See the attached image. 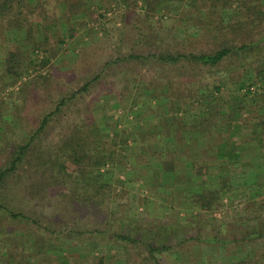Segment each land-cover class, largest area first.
<instances>
[{"label":"rangeland","instance_id":"1","mask_svg":"<svg viewBox=\"0 0 264 264\" xmlns=\"http://www.w3.org/2000/svg\"><path fill=\"white\" fill-rule=\"evenodd\" d=\"M24 1L30 5L24 13L32 12L27 25L0 27V168L34 133L42 115L61 98L65 104L31 144L30 164L0 184V203L27 217L13 218L0 209V264H99L100 258L102 264H156L142 243L119 245L114 233L153 245L176 244L157 255V264H235L252 255L258 243L207 239L241 237L264 223V176L235 177L232 189L215 201L219 206L206 211L185 183L189 174L194 191L217 188L213 170L229 165L231 157L220 156L228 148L223 138L228 133L218 134L215 123H227L217 120L215 105L208 114L202 101L208 93L230 101L240 78L254 81L255 66L264 58L244 67L229 58L214 68L158 61L153 55L206 49L195 45L219 41L198 38L209 29L197 25L204 20L201 11L190 19L198 28L184 30L190 24L180 21V13L184 5L186 14L195 10L194 0H66L64 6L58 0ZM70 3L78 7L71 9ZM239 7L235 1L224 10V22L230 16L236 20ZM31 25L34 40L42 44L34 53L24 41L31 31L25 26ZM254 32V39L264 35V21ZM10 51L19 53L17 75L6 70ZM258 52L264 55V45L254 55ZM246 56L250 60L253 54ZM241 111L244 124L248 115ZM73 151L86 155L88 164L76 163ZM252 156L246 149L235 161L250 165ZM166 161L174 165L171 173L162 167ZM251 186L260 195L250 198ZM39 233L61 236L66 259L54 249L28 246Z\"/></svg>","mask_w":264,"mask_h":264},{"label":"trees","instance_id":"2","mask_svg":"<svg viewBox=\"0 0 264 264\" xmlns=\"http://www.w3.org/2000/svg\"><path fill=\"white\" fill-rule=\"evenodd\" d=\"M60 4L64 6L66 0H58ZM198 7H194L195 10L186 14V5H184L183 12L180 13V21L188 20L189 26H186L184 30H188L189 28L195 27L191 22L193 17H198L199 11H201V15L204 17V20L199 19L198 24L207 25L209 29L204 31L203 33L198 32L197 36L199 39L206 40L199 35L206 36L207 39L212 37L214 39H218L217 43H201L204 45L196 44L195 47L204 46L206 49H191L190 51H177V52H162L158 55H153L156 57L158 61L163 63H179V62H186L189 64H196L201 65L203 67L214 68L221 66L225 61L229 58H236L238 59L239 66H243L244 64H254L264 58V55L261 53H257L254 55L256 48L259 46L264 45V35L259 37L258 39H254L255 36V27L262 21H264V1L263 0H194ZM237 1L239 3V9L236 12V20L234 17H228V21L224 22V18L222 16L224 10H227L232 7V5ZM259 1H261L259 3ZM188 2V6L190 5ZM70 5L69 8H77L78 5L76 3L68 4ZM30 5L26 4L24 0H0V27H9V28H16L22 29L28 19L27 16L31 15L32 12L27 11L24 13L23 9L28 8ZM180 8V6H178ZM66 8V6H65ZM193 9V8H192ZM78 10V9H77ZM68 13V11H67ZM29 14V15H28ZM218 16L216 18L215 16ZM231 19V20H229ZM197 21V20H196ZM195 23V22H194ZM27 25V24H26ZM30 32H26L25 40L27 41L25 45L32 44L31 53L40 51V47L42 44L37 43L35 41V37H33L34 32H32L33 28L25 26ZM198 28V27H195ZM259 32V31H258ZM257 32V33H258ZM194 35V34H193ZM46 41V38L43 39ZM190 41V40H189ZM208 41V40H207ZM62 42L61 40L59 41ZM192 45V44H191ZM190 45V46H191ZM17 50V49H16ZM9 56L6 59L5 63L7 64V72L18 74L16 70L13 68L18 66L19 64V53L16 51L8 52ZM246 54H253V56L247 59L248 56ZM135 58L139 57L137 55L133 56ZM33 60L29 59L27 64H32ZM25 69V68H24ZM23 69V70H24ZM255 79L254 81H250L248 77L240 78L241 82L238 84L236 88H234L235 92L231 93L232 95L230 101H223L217 100L216 97H209V93L207 94V99L202 101L201 106L207 107L208 114L209 108L211 105L216 106V115H218V119L223 118L226 125L221 126L220 122L215 123V129H217V133L221 134L223 130L228 135L223 136L225 140H227L228 148L222 153L221 158H230L231 165H228L229 170V177L227 176H214L217 177V180L214 182V185L217 184V188L213 190H204L202 191H194L193 190V181L191 180V175L186 176V186L191 192L192 200L199 203L202 210H213L215 206H219V204H215V201H221L222 197L226 195L227 191L232 189L233 180L235 177L239 176V178H244L242 180L246 181L249 177L250 180H257L260 176H264V64L255 66ZM21 70V69H20ZM245 72V70H243ZM240 75V74H239ZM253 88V89H251ZM82 89H85L83 87ZM216 91H220V86L215 87ZM233 96V97H232ZM220 102V103H219ZM65 104V100L63 98L59 99L56 103L53 110L45 113L40 117L38 127L35 129L34 133L28 138V140L18 145L14 152L12 153L11 157L8 159L7 165L5 167L0 168V184H2L6 178L14 174V172L21 166V165H28L30 164L31 160L28 159L27 154L30 150L31 144L34 142L35 138L43 131L51 119L53 115H55L62 105ZM223 105L226 108L222 107ZM213 108V107H212ZM211 108V110H212ZM226 109V110H225ZM244 109V112L248 117H246L244 124L240 121L239 115L241 114V110ZM212 116V115H211ZM225 118V119H224ZM240 122V124H239ZM234 123H238L234 125ZM227 127V128H226ZM242 127H245V135L246 137L243 138V135L240 134V131H243ZM186 128V127H185ZM198 128V126H196ZM187 129V128H186ZM187 133L186 130H183ZM189 140L187 139L186 142ZM253 150V156L249 160L250 165H245L241 167L238 164L237 156L243 150L246 149ZM72 154L76 163L82 160L84 164H88V157L84 154H77L76 151H73ZM219 156V157H220ZM233 156V157H232ZM237 158V159H235ZM57 160V158H55ZM85 159L87 162H85ZM39 160H43L40 159ZM54 160V159H51ZM57 161H53L56 163ZM99 162V161H98ZM33 164V163H32ZM61 164V163H60ZM59 167L61 168V165ZM98 165H103L101 162ZM30 166V165H29ZM28 166V167H29ZM173 163L172 161H166L162 164L163 169L168 172L173 171ZM206 167V166H205ZM199 173L202 175V181L205 180V172L206 168ZM241 167V168H240ZM246 167V168H244ZM240 168V170H238ZM237 173V174H236ZM209 174V173H208ZM206 174V175H208ZM252 175V176H251ZM226 177V178H225ZM236 179V178H235ZM178 182V180H176ZM206 185H202V188ZM234 189V188H233ZM242 189H245L242 187ZM250 198H255L257 195H260V190L251 186V188L246 189ZM224 194V195H223ZM260 208L264 209V203L260 205ZM0 209L6 210L9 212L11 217L13 218H21L27 219V217L22 213H14L9 211L5 205L0 203ZM264 223H260L258 227L248 231L241 237H231L225 239H219L216 237L208 238L207 241L220 243V244H227L235 242L237 245H247L258 243L257 249L254 253L245 259H240L235 264H264ZM46 230H48L46 228ZM94 232L101 233L102 231L93 230ZM49 233V232H48ZM113 238L117 241V244L126 246L127 243H133L137 246V244H143L150 257L156 261L157 264V255L162 252H166L169 249L176 246V244H158L153 245L152 242L141 241L138 238H132L128 234H120L114 233L112 235ZM197 239V238H196ZM30 244L28 246L31 247L32 245H36L40 250H44L47 252L49 248L54 249V253L59 254L58 258H65V246L64 239L61 236H57L51 238L49 235L43 236L40 233L33 239H30ZM33 241V242H32ZM38 249V250H39ZM66 259V258H65ZM104 258L99 259V264H102ZM109 264H112L109 263ZM159 264V263H158Z\"/></svg>","mask_w":264,"mask_h":264},{"label":"crops","instance_id":"3","mask_svg":"<svg viewBox=\"0 0 264 264\" xmlns=\"http://www.w3.org/2000/svg\"><path fill=\"white\" fill-rule=\"evenodd\" d=\"M178 167V166H177ZM214 171V175L213 178L217 179L218 175L219 176H226L227 174H229V170H228V165H222L221 167H218L217 169L213 170ZM211 169L207 170V173H212L213 172ZM160 174V173H159ZM191 174V173H190ZM178 175H184V173H180ZM214 176H217L216 178ZM197 179V178H196ZM191 180L193 181V179L191 178ZM186 205V204H185ZM188 205V204H187Z\"/></svg>","mask_w":264,"mask_h":264}]
</instances>
